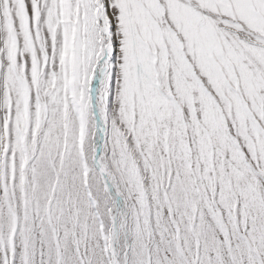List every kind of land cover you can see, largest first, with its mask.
Masks as SVG:
<instances>
[{
  "label": "snow or ice",
  "instance_id": "obj_1",
  "mask_svg": "<svg viewBox=\"0 0 264 264\" xmlns=\"http://www.w3.org/2000/svg\"><path fill=\"white\" fill-rule=\"evenodd\" d=\"M0 264H264V0H0Z\"/></svg>",
  "mask_w": 264,
  "mask_h": 264
}]
</instances>
